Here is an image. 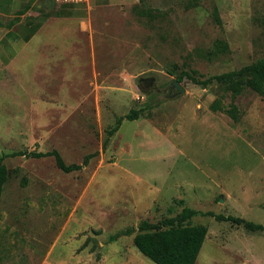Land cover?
Returning a JSON list of instances; mask_svg holds the SVG:
<instances>
[{
	"label": "rangeland",
	"instance_id": "374dc122",
	"mask_svg": "<svg viewBox=\"0 0 264 264\" xmlns=\"http://www.w3.org/2000/svg\"><path fill=\"white\" fill-rule=\"evenodd\" d=\"M144 3L152 19L136 15L139 0H90L85 24L42 35L16 70L0 64V155L55 149L69 164L97 152L69 173L52 156L4 158L0 264H155L133 235L108 236L183 207L208 229L195 264H264V97L185 77L184 92L165 91L182 70L205 79L264 57V0ZM150 76L157 90L138 81ZM216 99L239 119L213 111ZM139 108L103 147L115 120Z\"/></svg>",
	"mask_w": 264,
	"mask_h": 264
},
{
	"label": "trees",
	"instance_id": "16d2710c",
	"mask_svg": "<svg viewBox=\"0 0 264 264\" xmlns=\"http://www.w3.org/2000/svg\"><path fill=\"white\" fill-rule=\"evenodd\" d=\"M52 3L55 4V1ZM50 2V0H48ZM47 2V3H48ZM141 5L138 6V5ZM138 5L133 6V10L138 17H147L152 19L150 10L145 6L144 0H139ZM143 7V8H142ZM48 16L49 13H43ZM215 20L220 23V20L215 11ZM259 22L263 28L264 39V16L260 18ZM225 48L223 41L215 43L213 52L217 53ZM173 75V72H169ZM187 78L194 84L207 86L213 82L222 84L227 91L234 97L239 95L243 90L249 89L264 97V57L256 61L240 67L239 69L224 72L205 79L197 78L193 72L182 70L175 79L179 82L183 78ZM210 108L213 111H222L227 114L234 121L239 119V111L236 105L230 103L228 107H224L219 99L211 103ZM143 113V109H131L128 113L119 116L115 120V124L106 130V138L103 141V147L106 146L109 138L119 129L122 121L135 120ZM97 152L87 154L83 157L80 163H66L61 157L60 153L52 149L46 152H26L13 151L0 155V196L3 191V186L8 178L6 166L3 162L7 156L24 155L27 157L40 158L45 156H52L56 167L62 172L69 173L80 170L82 167L88 165L90 159L94 157ZM197 213L196 210L183 207L182 210L173 217L166 218L159 223H152L147 220H141L137 227H127L121 229L108 236L109 241H114L120 236H132L133 245L145 257L150 259L155 264H195L198 254L201 250L202 244L207 235V227L205 225H193L189 219ZM205 214L213 216L215 220H227L236 225H243L246 230L259 231L263 229V225L246 220L241 217L231 215L224 216L222 214H214L206 212ZM87 243L85 241L84 245Z\"/></svg>",
	"mask_w": 264,
	"mask_h": 264
},
{
	"label": "crops",
	"instance_id": "0c3cea01",
	"mask_svg": "<svg viewBox=\"0 0 264 264\" xmlns=\"http://www.w3.org/2000/svg\"><path fill=\"white\" fill-rule=\"evenodd\" d=\"M47 2L48 0H0L2 66L16 70L28 56L32 44L42 35H46L50 40L57 39L62 33L70 32L66 24H85L89 5L55 2L50 8ZM46 12L49 13L48 16L43 15ZM60 24L66 25L67 30L61 31L60 28L65 26L60 27Z\"/></svg>",
	"mask_w": 264,
	"mask_h": 264
},
{
	"label": "water",
	"instance_id": "95a60500",
	"mask_svg": "<svg viewBox=\"0 0 264 264\" xmlns=\"http://www.w3.org/2000/svg\"><path fill=\"white\" fill-rule=\"evenodd\" d=\"M149 81V84L150 85H152V84H154L155 83V78L154 77H152V76H150V77H146V78H139V82L140 81ZM175 90L174 91V93L172 94V96H175V95H177V94H181L182 92H184V90H185V88L180 84V82L177 80V79H173L171 82H170V84H169V86H168V94H167V97H171V96H169L170 94H169V92H171L172 90Z\"/></svg>",
	"mask_w": 264,
	"mask_h": 264
},
{
	"label": "built area",
	"instance_id": "2783aa9c",
	"mask_svg": "<svg viewBox=\"0 0 264 264\" xmlns=\"http://www.w3.org/2000/svg\"><path fill=\"white\" fill-rule=\"evenodd\" d=\"M55 2L60 3V4L84 3L88 5L90 0H55Z\"/></svg>",
	"mask_w": 264,
	"mask_h": 264
},
{
	"label": "flooded vegetation",
	"instance_id": "af4514ba",
	"mask_svg": "<svg viewBox=\"0 0 264 264\" xmlns=\"http://www.w3.org/2000/svg\"><path fill=\"white\" fill-rule=\"evenodd\" d=\"M141 82H147V81H145V80L143 81V80H142V81H140L139 83H141ZM147 86H150V89H151V90H157V89H155L154 84L150 85V84L148 83ZM168 86H169V85H168ZM168 86H167V88H166L165 91H168ZM173 90H174V89H173ZM173 90H172V91H173ZM165 91H164V92H165Z\"/></svg>",
	"mask_w": 264,
	"mask_h": 264
}]
</instances>
